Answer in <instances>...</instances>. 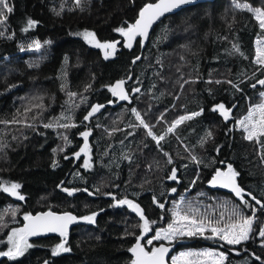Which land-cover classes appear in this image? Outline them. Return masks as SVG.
Wrapping results in <instances>:
<instances>
[{"label":"trees","instance_id":"obj_1","mask_svg":"<svg viewBox=\"0 0 264 264\" xmlns=\"http://www.w3.org/2000/svg\"><path fill=\"white\" fill-rule=\"evenodd\" d=\"M153 1L7 0L13 10L0 24V185L19 184L24 199L14 201L0 188V252L11 248L9 234L26 214L97 215L67 234L70 251L54 256L61 238H34L22 256H0V264H132L129 249L143 235L144 221L117 201L132 200L143 209L149 221L145 240L170 221L179 196L200 205L221 197L238 200L247 216L255 206L248 240L214 245L226 254L224 264H264V208L248 195L264 203V138L249 141L236 125L264 90L257 83L264 80V65L255 59V40L264 38V29L252 12L234 7L238 2L264 9V0L184 8L158 23L142 50L139 41L125 49L116 29H127ZM28 19L35 26L29 28ZM85 32L99 42H116L118 49L105 58L86 42ZM30 43L35 48L27 50ZM121 80L129 99L84 122L91 106L114 101L110 89ZM219 104L230 109L227 120L213 111ZM133 108L154 135L165 137L159 145L138 126ZM193 112L201 115L167 132L178 117ZM87 131V155L77 157ZM85 159L91 167H84ZM229 164L239 174L243 200L210 183ZM173 169L175 180L169 179ZM183 240L176 250L211 245L199 237Z\"/></svg>","mask_w":264,"mask_h":264},{"label":"snow or ice","instance_id":"obj_2","mask_svg":"<svg viewBox=\"0 0 264 264\" xmlns=\"http://www.w3.org/2000/svg\"><path fill=\"white\" fill-rule=\"evenodd\" d=\"M191 2L192 0H157L156 3H147L143 6V8H141L139 12V18L136 19L134 24L128 26L127 29L118 28L116 31L127 38V46L131 47V42L137 35L147 38L149 28L160 16H163L165 13L176 9L181 5ZM76 3L79 4L80 0H76ZM234 7L239 9H247L248 11L253 12L256 19L260 22V28L264 29V9L253 8L247 3L241 4L238 2H234ZM12 10L13 9L9 6L7 0H0V24H3L7 20L6 13H11ZM57 15H59V13H57ZM35 24L36 21L28 19L27 25L29 28L35 26ZM3 35L4 33L0 32V36ZM83 35L89 43L94 42L95 47L101 48L105 51V58H108L115 53V42L100 43L96 40L95 33L92 32H85ZM259 43L261 42L258 41V44ZM35 46L39 48V42H37ZM233 47L239 51L238 46L233 45ZM137 59H139V57H137ZM256 63L259 65H264V48H257ZM217 83L219 82L217 81ZM257 83L264 85V80H259ZM123 84L124 81H117V83L112 86L110 90L112 94L117 96L120 100H128L129 97L124 91ZM253 87H255V85H253ZM133 91L139 92V89H134ZM70 95L74 96L75 93H71ZM261 95L264 96V93ZM101 107H103V105L93 106L92 111L89 112L88 115L84 117V119H89V117H91L95 112L99 111ZM216 110L221 112L225 120L228 119L230 109H226L223 104H219L215 109H213V111ZM132 112L139 121L138 126H143L145 129H147V135L151 136L159 145L160 141L164 140L165 137L163 135H154L151 127L144 121L141 114L134 108L132 109ZM201 112H193L191 114L179 117L171 124L170 127L167 128V132H174L179 125L183 124L187 120H191L194 117L201 115ZM12 122L16 123L18 121L13 120ZM239 124L247 133L245 137L247 140L261 143L262 138H264V103L254 106L249 111L247 117L239 121ZM45 127H51V125H45ZM64 127H68V125H64ZM81 135L85 138V144L84 147L81 148L80 152L75 154L77 157L80 156L81 152L87 155L88 150L87 137L89 133L84 132ZM211 135V132L207 133L208 137ZM261 147L264 148V143H261ZM262 158H264V153H262ZM192 159L195 160L196 158L193 157ZM168 162L171 163V158H169ZM53 167H55V163L53 164ZM84 167H91L87 159H85ZM238 175L239 174L233 169L232 165L229 164L227 171L217 170L210 183L220 184L225 188H231L232 191L235 192L236 196L243 200L242 193L244 192V189H242L236 182V177ZM169 179H176V169L172 170V175L169 177ZM0 188H2L4 192L11 193L13 196H18L21 200L24 199V197L21 196L17 191V189L20 188L19 184H11L10 187L0 185ZM64 191L68 192L69 190L64 189ZM171 191L175 192L176 189H172ZM69 194L71 195V192H69ZM248 195L251 196L253 201H255V204L261 205V207L264 208V203H262L260 200H257L256 197L252 196L251 193H248ZM154 203H158L155 198ZM244 203L247 205L248 201H244ZM117 204L127 205L134 212H136L144 221L143 225H141L142 231L144 233L149 231V221L144 216V211L139 204H136L132 200L128 199L118 200ZM158 206L160 208H164V204H158ZM251 207L253 212L252 216H245L242 212L234 210L232 216L228 218L227 222H224L221 225V222L224 221L223 213H221L220 219L216 220L215 222L210 219L205 221L203 218L196 219L194 216L189 215L188 212H184L182 214L179 209V205H177L176 210L172 213L174 217L172 222L169 223L166 228L157 230L156 234L151 239L147 240V243L152 244L154 240H160L161 238L165 240H171L176 237L204 236L205 232L210 231L211 235L207 236V239L218 238L220 241H224L228 245H238L242 241L248 240L249 234L252 232V225L255 220L256 209L255 206ZM96 215L97 213H92L91 216L84 217L83 219L94 223ZM24 219L25 221H28V223H26L23 228L12 230V233L8 237L12 247L9 248L7 252H0V256H8L10 258L22 256L27 248L31 247V245L27 243V237L37 235L40 232H59L62 237H65V240L52 250V254L54 256L62 252L70 251V249L65 246L67 227L68 224L76 220V217L72 216L70 213H65L63 216H58L52 212H47L41 213L35 217L31 216L30 214H26ZM259 236L264 238V228L260 229ZM140 239L141 238H137L136 243L131 249H129V251H131L135 256L132 264H166L165 255L169 251L168 248L161 245L160 247L152 248V250L149 252L145 250V246L141 244ZM262 243H264V240H262ZM226 259L227 256L224 252H216L212 249H204L202 251L181 253L179 257L173 258L172 264H224ZM256 259L259 260L260 258L256 257ZM45 264H47V262H45Z\"/></svg>","mask_w":264,"mask_h":264},{"label":"rangeland","instance_id":"obj_3","mask_svg":"<svg viewBox=\"0 0 264 264\" xmlns=\"http://www.w3.org/2000/svg\"><path fill=\"white\" fill-rule=\"evenodd\" d=\"M253 13V12H252ZM254 14V13H253ZM254 17H255V14H254ZM255 19H256V17H255ZM257 20V19H256ZM257 22L258 23H260L258 20H257ZM85 39V38H84ZM86 40V39H85ZM137 41H139V40H137ZM136 41V42H137ZM258 41H260L261 43H259L258 44ZM86 42L87 43H89L88 42V40H86ZM100 43H111V42H100ZM116 43V42H115ZM139 43H140V41H139ZM31 44V43H30ZM90 45H93V46H95V43L93 42V43H89ZM23 46V45H22ZM35 48V46H33L32 44L31 45H27V47H26V49L27 50H31L32 48ZM258 47H261V48H264V38H258V39H256L255 40V59H256V54H257V48ZM23 48H25V47H22V49ZM101 49V48H100ZM118 49V45H117V43H116V50ZM116 50H115V52H116ZM101 51H102V53H103V56L105 57V51L103 50V49H101ZM113 55H111V56H109V57H112ZM262 93H264V90L263 91H261L260 93H259V99H258V101L257 102H255V103H253L252 105H250L249 106V109H248V112L242 117V118H240L237 122H236V125H237V127L238 128H240L243 132H244V134H245V137H246V135H247V133L245 132V130L240 126V124H239V121L240 120H243V119H245V117H247V115H248V113H249V111L254 107V106H256V105H259V104H261V103H264V96H262L261 94ZM127 101V100H126ZM125 101V102H126ZM112 102H114V101H112ZM124 102V103H125ZM123 104V103H122ZM120 105V104H119ZM119 105H117V106H119ZM110 107V106H109ZM115 107V106H114ZM219 111V110H218ZM220 112V111H219ZM220 114H221V112H220ZM222 115V114H221ZM184 116V115H183ZM223 116V115H222ZM181 117V116H180ZM229 117V116H228ZM179 118V117H178ZM177 118V119H178ZM176 119V120H177ZM89 134H90V132L89 131H87ZM85 144V143H84ZM83 147H84V145H83ZM82 147V148H83ZM83 152H81V154H82ZM220 171H227V168L226 169H222V170H220ZM172 175V174H171ZM8 187H10V186H8ZM238 197V196H237ZM238 198H240V197H238ZM194 202V203H193ZM177 205H179V209H180V211H181V213L183 214L184 212H188V214L189 215H192V216H194L196 219H205V221H207V220H212L213 222H215L216 220H218V219H220V215H221V213H223V215H224V221H222L221 222V225L224 223V222H227V220H228V218L230 217V216H232V214H233V211L234 210H237V211H240V212H242L243 213V211L241 210V207H240V204H238V200H235L234 201V203L232 202H230V200L228 199V198H220V200L218 201V202H216V201H214V203L213 202H210V203H208V204H205V205H200V204H198L197 203V200L196 201H192V204H191V199H184V200H182V196H179L178 197V199H177V201H173L172 203H171V213H173V211H175L176 210V208H177ZM209 209H210V211L212 212V213H208L209 212ZM244 214V213H243ZM245 216H247V215H245ZM252 216V215H251ZM234 218V217H233ZM174 219V217H173V214L171 215V219H170V221L165 225V226H163L162 228H166L167 226H168V224L169 223H171L172 222V220ZM254 225V224H253ZM252 225V226H253ZM18 228H20V227H17V228H15V229H18ZM261 228H264V224L262 225V227ZM159 229H161V228H157V229H155L154 230V233H153V235H151L150 237H148V238H146L145 240H144V243H143V245L145 246V248H146V250L147 251H151L152 250V248H154V247H156L159 243H171V242H175L176 240H178V239H185V238H190V237H176V238H173V239H171V240H165V239H163V238H161L160 240H154L153 241V243L152 244H148L147 243V240H149V239H151L155 234H156V231L157 230H159ZM12 233V232H11ZM10 233V234H11ZM9 234V235H10ZM211 235V233H210V231L209 232H205V235L204 236H193V237H199V238H202V239H204V240H209L210 242H211V245H203V246H201V247H185V248H180V249H178V250H176L173 254H172V256L170 257V264H172V260H173V258H176V257H179L180 256V254L181 253H185V252H190V251H202V250H204V249H212V250H214V251H216V252H222L221 250H219L217 247H216V245H214V244H219V243H226V242H224V241H220L218 238L217 239H207L206 237L207 236H210ZM65 240V237H61V241H60V243L61 242H63ZM27 243L29 244V245H31L30 243V239L29 238H27ZM59 243V244H60ZM11 244V243H10ZM11 247H12V244H11Z\"/></svg>","mask_w":264,"mask_h":264},{"label":"water","instance_id":"obj_4","mask_svg":"<svg viewBox=\"0 0 264 264\" xmlns=\"http://www.w3.org/2000/svg\"><path fill=\"white\" fill-rule=\"evenodd\" d=\"M212 1H214V0H192L191 3L185 4V5H181L180 7L176 8V9H173V10L170 11V12L165 13L163 16H160L157 20H155V21L153 22V24L151 25V27L149 28V30H148V36H147V38L137 35V36L132 40V42H131V47H128V46H127V43H128L127 38L123 36V39H122V46H123L125 49H132V48L134 47L136 41L139 40V41H140V44H141V50H142V49L145 47V45L147 44V42L149 41V38H150V36H151V33H152L154 27H155L158 23H160L164 18H166L167 16H170V15H173V14H175V13L181 11V10L184 9V8H188V7H191V6L197 5V4H203V3H208V2H212ZM156 2H157V0H155V1H153V2H149V3H156ZM142 8H143V7H142ZM140 10H141V9H140ZM139 12H140V11H139ZM138 18H139V13H138V16L136 17V19H138ZM136 19L134 20L133 24L135 23ZM122 81H124V80H122ZM115 84H116V83H115ZM115 84H114V85H115ZM114 85H113V86H114ZM123 88H124V91L126 92V94L128 95V97H130L131 94L128 92V90H127V88H126V86H125V81H124V84H123ZM113 97H114V102L109 101V102H107L106 104H95V105H103V107H101V108L99 109V111L95 112L91 117H89V119L85 120L84 117L87 116L88 113L92 111V107L95 106V105L91 106V108L89 109V111H88V112L85 114V116L83 117V121H84V122H89L90 119H91L92 117L97 116V115H98V114H99V113L105 108V106L114 107V106H117V105H119V104H122V103H124V102L126 101V100H120L117 96H114V95H113ZM215 174H216V173H215ZM215 174H214L213 176H215ZM212 178H213V177H212ZM211 180H212V179H211ZM211 185H212V187H213L214 189H217V190H219V191H222V192H225V193H228V194H231V195L236 196L235 192L232 191L231 188H225V187L221 186L220 184H212V183H211ZM242 194H244V192H243ZM8 195H9L14 201H21V199H19L18 196H13V195H11V193H8ZM236 197H237V196H236ZM47 212H52V213H54V214H56V215H58V216H63L65 213H70V212H62V213H60V212H54V211H40V212H37V213H35V214H32L31 216L35 217V216H37V215H39V214H41V213H47ZM70 214H71L72 216L76 217V220H74L73 222H71L70 224H68V227H67V234H68V233L71 231V229H72L74 226H76V225H79V224H86V223H91V222H89V221L83 219L84 217H78V216H76V215L73 214V213H70ZM26 223H28V221H25V219H24L23 224L20 226V228H23L24 225H25ZM144 235H145V233L143 232V235L140 237V238H141V239H140L141 244H143ZM49 236H57V237H59V238L62 237V236L60 235L59 232H40V233L37 234V235L28 236L27 238H29V239H34V238L49 237ZM186 242H187L186 240L178 239V240H176L175 242H171V243H159L156 247H160L161 245H163L164 247H166V248L169 249V251H168V252L166 253V255H165V262H166V264H170V257H171L172 254L175 252V250L177 249V247L180 246L181 244L186 243ZM135 243H136V242H135ZM135 243H134V244H135ZM134 244H133V245H134ZM133 245H132V247H133ZM132 247H131V248H132ZM145 250H146V248H145ZM146 251H147V250H146ZM131 257H132V261H133V259H135V256H134V254H133L132 252H131ZM45 262H47V261L45 260V261H43L41 264H45Z\"/></svg>","mask_w":264,"mask_h":264}]
</instances>
